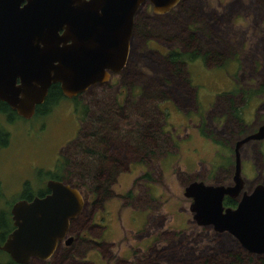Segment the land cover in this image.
I'll use <instances>...</instances> for the list:
<instances>
[{"label": "rangeland", "instance_id": "1", "mask_svg": "<svg viewBox=\"0 0 264 264\" xmlns=\"http://www.w3.org/2000/svg\"><path fill=\"white\" fill-rule=\"evenodd\" d=\"M142 11L126 65L107 81L75 99L61 98L30 120L9 122L0 113V128L9 136L8 146H0V211L18 199L24 182L39 189L44 172L63 164L68 183L88 201L71 226L72 233H86L76 241L75 264H229L232 252H248L233 236L192 224L183 192L193 179H226L220 143L234 142L243 126H254V101H243L264 79V0H180L170 13L141 18ZM173 49L198 57L215 53L177 66L167 57ZM77 103L87 107L85 118ZM105 146L116 152L108 153L111 161L97 158ZM143 156L145 162H138ZM116 159L135 160L129 171L114 174L111 192L100 198L103 214L92 223L101 218L103 228L88 230L89 186L102 163L111 177ZM96 236L109 245L104 256L94 252L90 239ZM250 256L244 264H264L260 255ZM0 259H6L1 251Z\"/></svg>", "mask_w": 264, "mask_h": 264}, {"label": "water", "instance_id": "2", "mask_svg": "<svg viewBox=\"0 0 264 264\" xmlns=\"http://www.w3.org/2000/svg\"><path fill=\"white\" fill-rule=\"evenodd\" d=\"M146 0H0V101L30 118L52 84L68 98L107 81L126 64L134 14ZM163 12L177 0H149ZM264 125L238 140L233 186L193 181L184 189L199 224L229 231L251 251L264 254V187L245 194L237 208L223 212L221 199L243 184L239 146L261 139ZM51 193L11 208L15 228L0 249L19 263L48 258L83 205L75 187L49 180ZM70 238L67 239L69 241Z\"/></svg>", "mask_w": 264, "mask_h": 264}, {"label": "flooded vegetation", "instance_id": "3", "mask_svg": "<svg viewBox=\"0 0 264 264\" xmlns=\"http://www.w3.org/2000/svg\"><path fill=\"white\" fill-rule=\"evenodd\" d=\"M179 3H180V0H177L174 3V5L171 6L170 8H168L167 10H164L163 12H156V11H154L153 4L149 0H146L142 4H140V6L137 8V10L134 14V22H135L136 18L138 17V12L140 9L143 10L142 14L140 15L141 18H148L151 15H162V14L170 13L172 11V9H174V7H176ZM148 9L151 10V13L148 11ZM133 29H134V24H133ZM190 32H191L192 37H193L195 30L190 29ZM183 52H185V51H183ZM214 53L215 52L207 53L206 57L212 56ZM206 57H204V55L198 57V55H197V57L192 59L191 62L194 60L200 59V58L206 59ZM104 82H101V83H104ZM101 83L96 82L94 84H91L90 86H93L95 84H101ZM55 84H59V83H55ZM257 84H259V85H257L256 88L250 89L252 93L247 95L246 98L244 97L245 99L243 101V104L246 102L245 100H247L248 98L250 100L252 99L254 101V104L252 105V111H251L252 116H250V118H252V123L254 126L251 129H249L248 131H247V128L245 126H243L240 130L241 135H240V137H238V139H236L234 142H223L222 144L220 143V146H219L221 148V145H222V151L220 152L221 157H219V161H220L221 166L219 168H221L226 173V179L221 180L219 182L216 181L214 183H208V182H205L202 180L193 179L189 183H191L193 181H198V182H203L204 184H212L214 186H233L234 185L233 178H234V173H235V159H236L235 147H236V143L238 140L242 139L243 137L257 132L259 130V128L262 125H264V79L259 81V83H257ZM52 85H54V84H52ZM59 87H60V84H59ZM80 94H77L76 96H73L72 98H77L78 96H80ZM65 98H68V97L65 96ZM252 100H251V102H252ZM45 103H46V98L41 104L36 105L35 110H34L32 116L30 118H24V117L20 116L19 114H17L16 111H14L12 109L11 110L14 111L17 115L16 118L11 117L10 115H8V113H3V112H0V113L4 114L5 119L9 122H12V121L17 120V119H19V120H21V119L30 120L33 117H36L37 115H40V116L44 115L43 112L45 110ZM240 108H241V105H240ZM240 118L242 120V117H240ZM100 130L104 131L103 128H100ZM7 135H8V132H7L6 136ZM139 137L141 139V142L144 143L146 140L145 131L140 132ZM95 138L98 139V136H95ZM103 139H106V135L99 137V142L101 144L106 143V141L103 142ZM8 144H9V136H7L6 145L3 147H7ZM150 148L153 149V147H150ZM152 149H150V150H152ZM136 150L139 151L137 147H136ZM248 150H252L253 152H255V154H254L255 157L252 155V153H249ZM92 151L93 150H91V152ZM114 152H115L114 149L109 152V149H107V147L105 146L104 150H102L101 155L97 156V158L100 157V158H103L105 161H111V159H112L111 156H115ZM92 153H94V152H92ZM108 153L111 156H109ZM151 154H152V152H149L147 154L148 157ZM94 155H97V152L94 153ZM124 156L126 157L125 154H124ZM145 156H143L142 159H139L138 162L144 163L145 162V158H144ZM238 157H239L240 166H241V177L243 180V184H242L240 191L237 194H234V195L225 194L222 197L221 204L223 207V212H225L226 209L233 210V209L237 208L239 202L242 200V198L245 194H247V195L251 194L259 186L264 187V181L261 178L264 175V136L261 139H250V140L242 143L238 148ZM62 158H63V156H61V155L56 156V162H59ZM113 160H115V159H113ZM134 160L135 159H131V160L128 159L126 162L125 161L122 162L119 159H116V162L114 163L115 173L113 171V175L111 177H110V171L108 170V168L105 167L106 165L104 163H102L101 167L97 170V175H95L93 177L94 179L92 180V186H89L90 196L93 199L90 203L91 204V207H90L91 208V216H90L91 218H90V227L88 230L94 231L97 227L103 228L102 224L100 223L101 218L98 220V222H96L94 219L95 222L92 223L93 218L95 217L96 213L99 214V215L97 214L99 217L103 214L102 210L98 211L99 209L102 208L101 207V201L102 200H100V198H103V196H105L106 194L111 192L112 189L109 186L114 182L113 181L114 174L118 175L119 173L129 171V169H130L129 163L131 161H134ZM56 162H55V164H56ZM259 163H260V169L261 170H260V173H257V166ZM63 168H64V165L59 164V165H55L53 170L49 169L47 172H44L43 176H45V177L41 181V184H42V182H43V184H42V187L39 189L34 188V187L32 188L29 182L23 183V187H22L21 191H19V195L17 197L18 199L15 200L9 207L11 227L6 232L0 230V244L3 243V241L6 239L8 234L15 228V226L13 224L12 216H11V208L15 202H17L18 200L30 201L35 197H39V198L45 197L46 195L51 193V190L47 185L49 180L60 181V182H63L65 184H69L72 187H75L77 190H79V188L74 186V184L68 183L66 176H65V173L63 172ZM244 168H246L249 175H246L243 172ZM142 176L147 177V174L143 173ZM189 183H187V185ZM0 187H1V181H0ZM0 192H1V189H0ZM79 192L82 195L83 205H82L80 212L76 216H74L72 219L69 220V224H68V228H67L65 236L62 239H59L57 241L55 249L53 250L52 254L48 258L41 259V258H37V257H31L27 264H29L32 259H38L43 264H75L76 263V260H75L76 258H74V256H73V255H75L74 252H75L76 241L79 238L84 239V235L86 233H83V237L81 236L80 231H78V233H72L71 232V226L74 222H76L79 219L80 214H81L82 210L84 209L85 205H88L87 199L84 198V196L80 190H79ZM187 199H189V202H190L189 203V205H190L189 209L191 211V222H192V224H195L198 227H204V228L210 227L213 230H215L213 224H211V223L210 224H199L197 222V219L194 217V212L191 210L193 198L187 197ZM99 212H101V213H99ZM0 214H1L0 215V227H1L2 219L4 218V215H2V213H0ZM78 230H81V228H78ZM215 231L218 233H227V234L233 236L238 241L239 247L243 248L244 251L248 252L246 255H248V254L250 255L251 253H253L256 255H260L261 257H263L262 259H264V254L251 252V251L245 249L241 245L239 240L233 234H231L229 231H217V230H215ZM68 238H70L69 241H67ZM90 240L94 244V250H95L94 252L96 254H100V255L102 254L103 255V248L105 249V252L106 251L110 252L109 245L104 243L103 241H100L98 239V236H96V239L91 238ZM93 261H91V263H94ZM116 264H121V262H116Z\"/></svg>", "mask_w": 264, "mask_h": 264}, {"label": "trees", "instance_id": "4", "mask_svg": "<svg viewBox=\"0 0 264 264\" xmlns=\"http://www.w3.org/2000/svg\"><path fill=\"white\" fill-rule=\"evenodd\" d=\"M167 57H168L170 62L178 63L177 64V66H178L179 63H186L187 61H191L192 59L197 57V54L195 52L189 53V52H183V51L173 49L167 53ZM204 57H206V56H204ZM251 93L252 92H249L246 94L249 95ZM61 98H65V96L62 94L61 89L59 87V84L51 85L48 89V93L46 96L45 110L43 112L44 115L49 112L50 106L54 105ZM75 110L78 112L79 115L82 113L81 117L85 118V116L87 114V107L85 105L79 106L77 103ZM0 112L8 113V115H10L13 118L17 117L16 113L14 111H12L11 108L5 102H2V101H0ZM6 134L7 133L5 132V130L0 128V146H2V147L5 146L6 142H7V136L8 135L6 136ZM0 213H2V215H4V218L2 219L0 230L6 232L11 227L9 209L7 211H0ZM0 251L3 252L4 254H6V259L5 260L0 259V264H19V263L13 261L7 253H5L2 250H0ZM229 258L232 261L229 264H244V262H243L244 260H242V259H244V258L249 259V258H251V256L249 254L244 256V254L242 252H234V253L232 252L230 254ZM212 264H220V263L217 262V263H212Z\"/></svg>", "mask_w": 264, "mask_h": 264}]
</instances>
